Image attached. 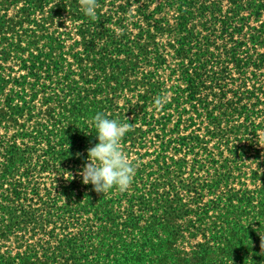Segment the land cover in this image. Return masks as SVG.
<instances>
[{"label":"trees","instance_id":"16d2710c","mask_svg":"<svg viewBox=\"0 0 264 264\" xmlns=\"http://www.w3.org/2000/svg\"><path fill=\"white\" fill-rule=\"evenodd\" d=\"M22 1L28 16L52 3L54 19L73 15L76 66L57 116L34 103L61 71L49 53H32L29 88L12 78L2 93L0 76V264H264V0H97L95 19L82 0ZM1 53L0 75L15 58ZM117 89L136 103L118 107ZM97 112L130 126L127 156L148 134L159 142L131 194L79 174Z\"/></svg>","mask_w":264,"mask_h":264},{"label":"rangeland","instance_id":"374dc122","mask_svg":"<svg viewBox=\"0 0 264 264\" xmlns=\"http://www.w3.org/2000/svg\"><path fill=\"white\" fill-rule=\"evenodd\" d=\"M5 0H0V16H2V21L0 25V57L2 56L1 51L5 49L7 56L11 55V61L6 62V65L13 66L14 68L10 72H2L0 76L4 77L7 81L3 83L4 88L1 91L2 93H5L9 89H17V85L12 81V78H18L21 81H24L26 79L28 85L27 88H29V83H34L35 78L30 75L31 68H29V65L31 63L32 53H34V56L38 54V51H43L44 53H49V56L47 58V62L45 63H61V71L57 74L54 72L51 73V77L48 79L47 76L42 77L38 82L39 86L41 88H45L40 94L37 96L38 98L35 100V104L39 107L38 111L43 112V117H46V114L50 112L52 109L55 111V115H60L62 112L61 102L58 101V96L63 89L62 83L66 81L64 79V75L67 73V70L75 68V60L72 58L71 54L68 53L72 48V42L71 36L74 37V22H73V15L71 13H65L63 18L57 19L53 18V15L55 13V7L54 4H50L49 7H47L44 11H39L36 13L31 14L30 16L27 15V12L22 13L21 8L24 7V1L22 0H7V3L9 6H6V13L4 10L3 2ZM70 34V35H69ZM54 37L59 38L61 41L55 42L52 44L50 41H48L47 37ZM62 42L63 48L58 47ZM51 46V47H48ZM16 48L18 51H16ZM19 54H18V53ZM70 54V55H69ZM19 55V56H18ZM23 57L27 62L26 65L28 67H23L22 65H19V61L16 57ZM64 57V59H62ZM70 67V68H68ZM51 70V69H50ZM49 70V71H50ZM11 73V77L9 78V74ZM47 73V72H46ZM46 75V74H45ZM77 77V76H76ZM114 87L116 84H113ZM52 89V99L48 103L46 102L45 95L46 89ZM58 88V90H57ZM41 91V90H40ZM55 93V94H53ZM133 93L136 92H130V91H124L123 94L121 93V90H116L115 94H118L115 98V102L117 101L118 107H124L127 108L130 105L136 103L137 100L136 96L133 95ZM115 94L109 93L110 97H115ZM4 96H0V103L4 100ZM30 99V97H28ZM130 101L132 103H130ZM48 103V104H46ZM118 111V110H117ZM128 115V114H127ZM157 115H159V112L157 111ZM91 118V117H90ZM128 118V116H127ZM73 122V117H70L69 119H63L62 122L58 124L59 128L62 127H68L69 123ZM126 125V130L130 127L128 124ZM140 124H137L139 126ZM173 123L170 125L172 126ZM140 127V126H139ZM143 127V126H142ZM143 129H147L146 126H144ZM5 129L0 127V133H4ZM14 132V129L11 131ZM160 132V130L158 131ZM152 135L148 134V138L146 141V146H136L135 148H132V153L129 157L130 161L133 159H136V162L134 163L135 168L143 164H152L153 159H155L156 154L155 151L159 150L158 143H152L151 138ZM156 139V138H154ZM259 142L261 145V148L263 149L264 154V128L260 131V137ZM121 148H123V145H121ZM126 155H128V151H125ZM135 151H137L139 154H135ZM191 158V156L189 157ZM149 168V167H148ZM150 171V169L148 170ZM250 187H253L250 185ZM138 190L142 189L144 190V186L140 185V187L137 188ZM117 191V190H116ZM127 193L131 194L135 192L134 188L132 186H129L127 189L123 190ZM212 215H217L218 213L211 212ZM97 227V226H96ZM96 227L94 228L96 230ZM201 236L197 238V240H202ZM11 244V243H9ZM17 249L14 250V253H16Z\"/></svg>","mask_w":264,"mask_h":264},{"label":"clouds","instance_id":"9594fccd","mask_svg":"<svg viewBox=\"0 0 264 264\" xmlns=\"http://www.w3.org/2000/svg\"><path fill=\"white\" fill-rule=\"evenodd\" d=\"M83 13L91 19L98 15L97 0H82ZM165 96L155 98L162 105ZM98 142L88 149V157L79 174L84 184H91L98 193H107L114 187L127 189L135 176V165L121 148L126 125L109 118L103 112L93 117Z\"/></svg>","mask_w":264,"mask_h":264}]
</instances>
